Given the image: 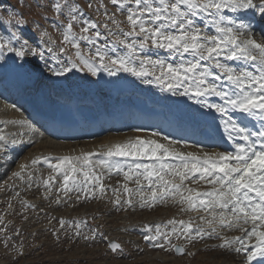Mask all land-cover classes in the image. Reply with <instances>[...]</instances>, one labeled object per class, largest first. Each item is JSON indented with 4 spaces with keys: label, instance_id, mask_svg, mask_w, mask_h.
<instances>
[{
    "label": "snow or ice",
    "instance_id": "snow-or-ice-1",
    "mask_svg": "<svg viewBox=\"0 0 264 264\" xmlns=\"http://www.w3.org/2000/svg\"><path fill=\"white\" fill-rule=\"evenodd\" d=\"M121 74L176 103L186 98L195 106L194 121L197 113H216L225 146L184 151L196 145L153 131L103 146L100 153L46 158L43 163L62 180L58 191L88 199L89 192L104 193L106 176H122L129 208L139 197L142 209L173 201L181 211L205 214L199 219L207 229L184 220H169L167 231L145 225L143 239L154 247L184 255L170 237L218 240L211 247L225 257L264 264V0H16L15 6L0 0V82L11 77L24 88L62 87ZM15 144L0 134V153ZM53 180L50 175L44 181L48 191ZM201 182L204 191L188 186ZM115 203L120 205L119 198ZM86 226L70 225L77 237L95 240L99 230L84 235ZM229 231L241 235L228 236ZM108 248L118 255L124 251L111 241Z\"/></svg>",
    "mask_w": 264,
    "mask_h": 264
},
{
    "label": "rangeland",
    "instance_id": "rangeland-1",
    "mask_svg": "<svg viewBox=\"0 0 264 264\" xmlns=\"http://www.w3.org/2000/svg\"><path fill=\"white\" fill-rule=\"evenodd\" d=\"M3 3L5 6L8 4L15 6L16 0H3ZM152 55L155 58V54L152 53ZM160 55L166 56V53L161 52ZM79 75L77 74V76ZM90 79L96 82L89 84L86 80L75 79L71 82V86L65 84L62 87L59 85H48L42 88L20 87L21 90L19 91L24 93L29 92V95H33V98L25 97L28 101L33 100L35 103L40 102V99L46 100L49 97L50 100L46 102H48L47 106L51 108L55 105L53 100V104L50 105L54 94L59 97L60 102L64 106L68 104V107L70 106L69 103L76 98L79 102L75 106L79 111L81 109H88V105L90 108L94 107L96 110H105L103 107L106 108L105 104H107L106 101H108L109 97L111 96L113 99L117 97L115 92L120 93L122 98L129 96L135 98L134 101L136 102H144L136 99H142L150 93L153 96L156 95L157 98H167L168 96L161 93L158 88L141 84L138 80L127 74H121L118 78L102 75L101 77ZM3 82L7 84L4 85ZM4 86H7V88H4L3 95L8 97L10 96L9 92L11 90L15 92L19 85L13 78L9 77L7 80L0 82V90H3ZM129 88L132 94L126 92L129 93V96L124 95V90L129 91ZM37 95L39 97H36ZM121 97H117L119 102L122 100ZM172 98L177 99L175 97ZM81 100L85 101L81 104ZM12 101L14 100L12 99ZM119 102H117L118 108H120ZM180 102L189 105V101L186 98H181ZM184 109H187V106ZM127 114L131 113L127 111ZM16 118L25 121L24 110L13 102L0 97V134L16 139L15 145H10L7 152L0 153V264H221L223 260L231 259V257H222L223 253L221 250L211 247L212 245L219 244L220 241L218 240L205 241L198 239L196 242L189 243L182 238L177 239L175 236H172L170 237L172 243L183 247L186 253L184 255H176L174 250L154 247L143 239L146 234L144 231L145 225L166 226L162 227L161 230L167 231L172 227V225L168 224L169 220L191 221L194 226L195 224H200L207 229L208 227L206 226L208 225H205L199 219L205 215L201 211H181V206L171 208L173 203H170L171 201L166 204H158L154 208L142 209L136 203L139 197L133 198L134 208H129L124 203L128 196L123 193V178L116 175L106 176L103 179L105 187L103 194L97 190L94 197H92V194L89 192V197L91 196L90 200L85 199L84 195H81L77 199L76 193L64 196L62 191H58L62 180L48 169L47 164L43 163L48 158L51 150L50 148L44 149L43 146L46 143H50L53 146H67V148L62 149L68 151L71 154L70 156L74 157L81 152L95 151L100 153L103 150V146L107 144L124 141L128 137L135 135L141 134V136H144L156 130H146L145 132V130L140 129L138 132L137 128L140 127L136 126V128H128L122 132L112 130L107 133H100L99 131L89 137H86L85 131H77L78 134H73L75 135L73 136L74 139H69V137L60 139L53 138L49 134L50 138L46 137L43 132L35 130L34 124H28L27 122L24 125L26 127L24 128L25 130H23L25 133L11 127L8 128L6 122L9 120L13 122ZM92 130H89V133H92ZM141 131L143 133H140ZM70 133H73V131ZM59 134L63 135L65 133L61 131ZM178 140L183 141L180 138ZM18 143L20 144L19 146ZM183 150L185 151V148ZM36 156H38L41 162L32 165V158L34 159ZM22 164L28 165V167L22 170L20 167ZM16 172L21 173L20 177L16 176L19 184L16 187H10L8 192H5L3 185ZM50 175L54 177V180L49 182L52 186L51 191H48L45 185L43 187L40 186L41 188H38V186L33 188V186L27 183L28 178L31 181L38 178L45 181L48 180ZM56 182L59 185H56ZM114 184H118L121 188L117 193L113 191ZM200 185L202 187L197 188V190H206L205 185ZM129 186L131 188L135 187L131 183ZM188 186L196 188L192 183H188ZM3 191L5 192V196H3ZM117 198L121 202L120 205L115 203ZM57 199L60 200L61 204L57 203ZM14 211L16 213L11 218H6V214ZM61 220L66 222L63 228L59 223ZM77 221L87 222V226L82 228L84 235L90 234V229L92 228L99 230L95 240L86 241L82 236L77 237L74 234L70 225ZM9 228L12 230L10 231ZM228 233H231V235ZM225 234L229 236L241 235L238 231H229ZM109 241L121 244L124 250L123 253L118 255L111 252L108 248ZM235 258V263L239 264V259ZM230 264L232 263L230 262Z\"/></svg>",
    "mask_w": 264,
    "mask_h": 264
},
{
    "label": "bare ground",
    "instance_id": "bare-ground-1",
    "mask_svg": "<svg viewBox=\"0 0 264 264\" xmlns=\"http://www.w3.org/2000/svg\"><path fill=\"white\" fill-rule=\"evenodd\" d=\"M115 87V86H114ZM145 87V86H144ZM123 89V88H122ZM145 89V88H144ZM135 90V89H134ZM149 90V89H148ZM123 91V90H122ZM119 92V91H118ZM121 92V91H120ZM124 92L125 93H123L124 95H128L129 93H126V92H130V88H129V91H125L124 90ZM146 92V91H145ZM151 92V91H150ZM131 93V92H130ZM144 93V92H143ZM132 94V93H131ZM133 94H134V91H133ZM136 94H137V92H136ZM144 94H146V93H144ZM25 93L24 92H18V94H16V98L15 97H11V100L13 99L14 101H13V103L14 102H16V103H18V102H20V99L21 98H23V97H25ZM43 95V94H42ZM153 94L152 93H150V94H148V95H145L146 96V101H144V102H136V101H134V99H132L129 95V97H125L121 102L123 103V105L124 104H128V105H130V106H132L134 103H139V104H141V106H144V105H146V102H147V100H154V103H155V99L153 98H151V96H152ZM117 96V95H116ZM121 96V95H120ZM119 96V97H120ZM156 96V95H155ZM163 96V95H162ZM161 96V97H162ZM43 97H44V95H43ZM58 97V96H57ZM26 98V97H25ZM59 98V97H58ZM160 98V97H159ZM27 99V98H26ZM45 100V99H44ZM114 100H116V101H114ZM162 100H164V102L163 101H160V100H156V101H158V103L159 104H157V103H155L154 104V107L152 108V109H156V111H159V110H161L163 107L165 108V109H167V110H170V112H169V114L167 115V116H165V118H164V124L163 125H160V127H158V129H156V132H159L160 134H162V135H167L168 137H172V138H174V139H179L181 136H179L178 134H176L177 132H175L174 131V133H173V130H174V128H167L166 127V125H165V123H167V121H169L172 117H181L182 118V121H181V124L179 123V125H182V126H184L185 128H186V131H187V135H188V137H189V139H191L192 138V136H194L195 138H196V142L194 143V142H192V143H190L191 145L193 144V145H196V147H190V148H185V151H199V148L200 147H215L217 144H219V142L221 141L220 140V138H219V135L217 134V132H216V123H218V119H219V117H218V115L216 114V113H206V114H204L203 116H201V115H199L198 113H197V116H196V118L198 117V118H200V124H201V128L199 129V131H197V132H193L192 130H191V126L194 124V120L192 119V109L193 108H195V106H193V105H191L190 103L191 102H189V105H187V104H183V103H181V102H179V103H176L175 101H176V99H173L172 97H170V96H167V98L166 97H164V98H162ZM212 100H213V102H219V100L217 99V98H212ZM83 101H85V100H83ZM82 100L80 101L81 103L83 102ZM94 101V100H93ZM109 102H115L114 104H115V106H114V108L113 109H111V108H109L107 105L109 104ZM117 102H119V100L117 99V97H115L114 99L110 96L109 97V99H108V101H107V104H106V108H104L103 107V109H105V116H101L100 118H99V122H103L104 124H107V123H109L108 125H110L111 127H112V129H117V127H121V126H123L124 124L123 123H114V121H110L109 119H107V117H106V113H107V111L108 110H112V111H115V112H119V110H120V108H118L119 106H117ZM68 103H69V101H68ZM30 104L33 106V107H36L38 110H43V109H45V110H47L50 114H52V116L54 117V115H55V113L57 112V111H61L65 116H67L66 118H69V117H71V118H73V117H75V116H80V114L81 113H84L85 111H89L90 113H94V112H96L97 110L94 108V107H89V105H88V109H81L80 111L78 110V109H76L77 107L75 106V104H73V101L71 102V103H69L70 104V106L68 107V104H67V102H66V106H64L63 105V103L62 102H55L54 104V106H53V108H51L50 106H47V105H44V106H42L41 105V103L40 102H38V103H35L33 100H29L28 101V99H27V103H25V105H26V107H25V109H27L28 110V112L29 113H31V109H30ZM88 104V103H87ZM95 104V103H94ZM176 104H178L179 105V107H175L176 106ZM24 105V106H25ZM91 105V104H90ZM93 105V104H92ZM187 106V109H184V107H186ZM75 109H74V108ZM123 108H124V106H123ZM189 109V110H188ZM98 111H100L101 113L104 111V110H98ZM128 112H130V113H134V111L133 110H128ZM136 113V112H135ZM134 113V114H135ZM17 114V113H16ZM85 114V113H84ZM137 114V113H136ZM19 115V114H18ZM235 115V114H234ZM133 116V115H132ZM211 116V117H210ZM212 116H217V121H213L212 120ZM37 120V119H36ZM15 121L16 122H19V121H23V120H21L20 118H16L15 119ZM26 121V120H25ZM8 122H10V120L8 121ZM50 122V126H55L54 125V121H53V119L52 120H50L49 121ZM90 122V126H87V128L88 129H90V130H92V129H95V130H92L91 132H95V131H97L96 129H98L99 130V126L97 127L93 122L94 121H89ZM123 122V121H122ZM128 122V121H127ZM12 123V122H11ZM13 124V123H12ZM19 124V123H18ZM207 124H211V125H207ZM25 124H23V126H24ZM108 125H106L105 127H107ZM177 124H175V126H176ZM136 126V125H135ZM91 127H97V128H91ZM102 127V126H101ZM139 127V126H138ZM24 128H26L25 126H24ZM50 128V127H49ZM136 128V127H135ZM145 128V127H144ZM12 129H14V128H12ZM15 129H17V128H15ZM119 129V128H118ZM128 129V128H127ZM126 128H123V129H119V131L120 132H122V131H124V130H127ZM140 129V128H139ZM147 129V128H146ZM142 130V129H141ZM148 130H150V129H148ZM205 130H207V131H209L210 132V139H211V141L209 142V145H203V144H199L197 141L199 140V138L201 137V134H202V132L203 131H205ZM76 132H77V130H75ZM75 131H73V132H75ZM59 132H61V130L59 131ZM145 132H146V130H145ZM144 132V133H145ZM64 133H66V132H64ZM140 133H143L142 131L140 132ZM148 134V133H147ZM141 135V134H140ZM73 136H75V135H73V133H69V135H68V137H69V139H74L73 138ZM49 137V136H48ZM119 137V136H118ZM179 137V138H178ZM59 138V137H58ZM172 138H170V139H172ZM182 139V138H181ZM182 142H186V141H182ZM187 143V142H186ZM43 144H44V142H43ZM42 144V145H43ZM20 144L18 143V146H19ZM107 145H109V144H107ZM106 146V145H105ZM40 147V146H39ZM44 147V149L45 148H50L51 150H50V153H49V156H48V158H55V157H62V156H68V155H71L68 151H66V150H63L62 148H67V146H62V145H58V146H53V145H51L50 143H46V145H44L43 146ZM71 147V146H70ZM218 149H221V148H218ZM217 149V150H218ZM38 158V156H36V158H34V159H37ZM31 160V159H30ZM32 160H33V158H32ZM28 162H30V161H28ZM28 165H29V163H28ZM49 169V168H48ZM30 170V169H29ZM50 170V169H49ZM28 171V170H27ZM31 171V170H30ZM20 172H21V170H20ZM45 172V171H44ZM31 174V173H30ZM36 175V174H35ZM39 175V174H38ZM29 177H31V176H29ZM32 178H33V176H32ZM28 181H27V183L29 184V185H31V186H33V188H36L37 186H38V188L40 187V186H44L45 184H44V180L43 179H40V178H38V179H34V181L32 182L31 181V179L30 178H28L27 179ZM17 184H19V182L17 181V179H16V176H12V177H10L8 180H7V182H5V184L3 185V190L5 191V192H8V190L10 189V187L12 188V187H16L17 186ZM26 184V183H25ZM56 185H59L57 182L55 183ZM201 184H203V182H201ZM115 186H114V189H119V191L121 190V188L118 186V184H114ZM193 185H195L196 186V189L197 188H201L202 186L199 184H193ZM130 187V186H129ZM41 188V187H40ZM131 188V187H130ZM3 191V196H5V192ZM11 191V190H10ZM25 191V190H24ZM35 191V190H34ZM28 193H30V192H28ZM91 193V192H90ZM116 193H117V191H116ZM24 194V193H23ZM26 194V193H25ZM31 194V193H30ZM29 194V195H30ZM96 194V193H95ZM27 195V194H26ZM28 195V196H29ZM120 195H122V194H120ZM105 196V195H104ZM91 197V196H90ZM97 197V196H96ZM122 197V196H121ZM6 198V197H5ZM66 199V198H65ZM71 200V199H70ZM88 200H90V198H88ZM105 200H106V198H105ZM67 201V200H66ZM2 202V201H1ZM9 202V201H8ZM173 201H171L170 203H172ZM3 203H7V202H3ZM11 203V202H10ZM169 203V204H170ZM17 204H18V202H17ZM61 204V203H60ZM60 204H58V205H60ZM64 204V203H63ZM62 204V205H63ZM78 204V203H77ZM6 205V204H5ZM15 205V204H14ZM65 205V204H64ZM7 206V205H6ZM178 206H181L180 204H178V203H176V202H173L172 203V206H171V208H174V207H178ZM19 207V206H18ZM2 208V207H1ZM15 209V208H14ZM1 210V209H0ZM3 210V209H2ZM11 211V210H10ZM193 212H195V211H193ZM198 212V211H197ZM1 213V212H0ZM16 213V211H14V212H12V213H8V214H6V218H11L14 214ZM17 213H18V211H17ZM143 213V212H142ZM201 213H203L202 211H201ZM47 214V213H46ZM194 214V213H193ZM204 214V213H203ZM44 215V214H43ZM195 215V214H194ZM134 216V215H133ZM197 216V215H196ZM200 217V216H199ZM192 218H194V217H192ZM4 219V218H3ZM20 219V218H19ZM204 225V224H203ZM205 225H207V224H205ZM206 227H208V226H206ZM205 228V227H204ZM10 229V228H9ZM12 229H10V231H11ZM235 232H237V231H235ZM231 233H233V232H231ZM231 233L229 234V235H231ZM228 235V236H229ZM236 235V234H235ZM235 256V255H234ZM222 257H225L224 256V254L222 255ZM236 257V256H235ZM235 257H231V259H229V261L233 264V262L235 263V261H236V258ZM225 258H230V257H225ZM236 264V263H235Z\"/></svg>",
    "mask_w": 264,
    "mask_h": 264
},
{
    "label": "water",
    "instance_id": "water-1",
    "mask_svg": "<svg viewBox=\"0 0 264 264\" xmlns=\"http://www.w3.org/2000/svg\"><path fill=\"white\" fill-rule=\"evenodd\" d=\"M113 243H116V242H113ZM175 254H176V255H179V254H177L176 252H175Z\"/></svg>",
    "mask_w": 264,
    "mask_h": 264
}]
</instances>
